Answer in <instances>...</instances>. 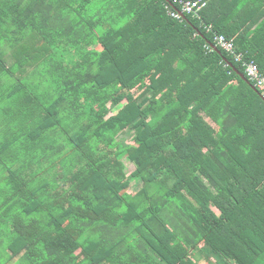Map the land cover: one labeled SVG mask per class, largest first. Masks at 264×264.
Masks as SVG:
<instances>
[{"label":"trees","instance_id":"1","mask_svg":"<svg viewBox=\"0 0 264 264\" xmlns=\"http://www.w3.org/2000/svg\"><path fill=\"white\" fill-rule=\"evenodd\" d=\"M170 2L0 0V264H264V0Z\"/></svg>","mask_w":264,"mask_h":264},{"label":"built area","instance_id":"2","mask_svg":"<svg viewBox=\"0 0 264 264\" xmlns=\"http://www.w3.org/2000/svg\"><path fill=\"white\" fill-rule=\"evenodd\" d=\"M206 4L207 0H172L166 8L172 17L182 19L185 14L200 17V11ZM214 46L232 55L236 62L242 63L244 74L264 96V75L260 72L258 64L252 60L245 61L243 55L237 52L234 41L223 34L214 35Z\"/></svg>","mask_w":264,"mask_h":264},{"label":"rangeland","instance_id":"3","mask_svg":"<svg viewBox=\"0 0 264 264\" xmlns=\"http://www.w3.org/2000/svg\"><path fill=\"white\" fill-rule=\"evenodd\" d=\"M123 137L127 138V140H128L130 138V131H128L127 133L123 134ZM167 139H168V137H166L164 139V141L166 142ZM126 155H127L126 152H123L122 154H120L119 155V160H120L121 166L124 168V170L127 173H130L131 171L134 170V164L131 161L126 159ZM137 186H140V185H132L130 190L135 192V189H137L136 188ZM4 247H5L4 243H0V258L1 259H7V258H5L6 255L4 256V251H3ZM214 261L218 264V261H216V259H214ZM201 264H211V263L207 262V261H202Z\"/></svg>","mask_w":264,"mask_h":264},{"label":"water","instance_id":"4","mask_svg":"<svg viewBox=\"0 0 264 264\" xmlns=\"http://www.w3.org/2000/svg\"><path fill=\"white\" fill-rule=\"evenodd\" d=\"M183 18H185V15H183ZM214 49H217V47H214ZM219 51V50H218ZM220 52V51H219ZM229 65H231L230 63H229ZM237 73H239V75L243 78V79H245L246 81H248V79L245 77V75L243 74V73H240V72H237ZM249 82V81H248ZM254 87V86H253ZM255 88V87H254Z\"/></svg>","mask_w":264,"mask_h":264},{"label":"clouds","instance_id":"5","mask_svg":"<svg viewBox=\"0 0 264 264\" xmlns=\"http://www.w3.org/2000/svg\"><path fill=\"white\" fill-rule=\"evenodd\" d=\"M247 78V77H246ZM248 79V78H247Z\"/></svg>","mask_w":264,"mask_h":264}]
</instances>
